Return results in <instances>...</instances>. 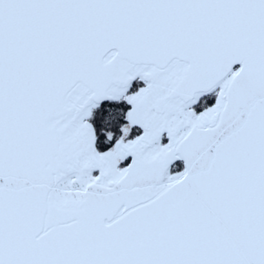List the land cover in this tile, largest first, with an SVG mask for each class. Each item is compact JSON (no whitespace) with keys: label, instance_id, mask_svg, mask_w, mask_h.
Wrapping results in <instances>:
<instances>
[{"label":"snow or ice","instance_id":"snow-or-ice-1","mask_svg":"<svg viewBox=\"0 0 264 264\" xmlns=\"http://www.w3.org/2000/svg\"><path fill=\"white\" fill-rule=\"evenodd\" d=\"M0 264H264V0H0Z\"/></svg>","mask_w":264,"mask_h":264}]
</instances>
